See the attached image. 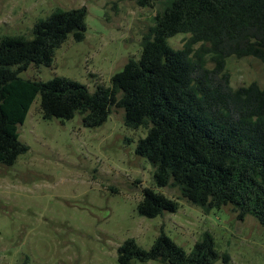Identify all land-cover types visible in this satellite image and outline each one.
<instances>
[{"label":"trees","instance_id":"obj_1","mask_svg":"<svg viewBox=\"0 0 264 264\" xmlns=\"http://www.w3.org/2000/svg\"><path fill=\"white\" fill-rule=\"evenodd\" d=\"M127 1L148 8L159 0ZM85 19V7L57 9L33 25L31 38H0V164L11 166L28 150L17 129L37 95L42 119L79 115L86 129L120 109L126 128L146 132L135 155L153 168L155 188H177L205 214L230 207L237 220L249 216L264 228V81L233 90L225 71L227 59L248 57L261 63L264 75V0H166L142 35L139 57L92 93L65 77H19L30 65L49 67L68 36L83 41ZM181 34L189 38L173 49L168 40ZM177 210L176 201L142 190L139 215L151 219ZM227 258L208 232L188 253L162 230L149 250L134 239L117 249V264H214Z\"/></svg>","mask_w":264,"mask_h":264},{"label":"rangeland","instance_id":"obj_2","mask_svg":"<svg viewBox=\"0 0 264 264\" xmlns=\"http://www.w3.org/2000/svg\"><path fill=\"white\" fill-rule=\"evenodd\" d=\"M165 2L140 8L127 0H0V38H31L33 25L57 9L85 7L84 40L68 36L49 67L30 65L19 77H65L92 93L139 57L142 35ZM188 38L177 35L168 44L179 50ZM225 71L233 90L264 81L254 58L231 57ZM17 131L28 150L11 166L0 164V264H117L125 240L149 250L161 230L187 253L208 232L228 257L214 264H264V228L254 218L239 221L230 207L205 214L177 188L154 187L153 168L135 155L146 132L126 128L122 110L113 109L101 126L86 129L79 115L42 119L37 95ZM144 188L176 201L178 210L151 219L139 215Z\"/></svg>","mask_w":264,"mask_h":264}]
</instances>
